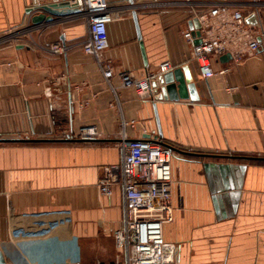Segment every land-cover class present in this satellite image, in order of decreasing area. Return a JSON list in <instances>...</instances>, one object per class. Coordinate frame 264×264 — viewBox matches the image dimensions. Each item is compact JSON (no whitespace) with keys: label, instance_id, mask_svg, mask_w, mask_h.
<instances>
[{"label":"crops","instance_id":"crops-1","mask_svg":"<svg viewBox=\"0 0 264 264\" xmlns=\"http://www.w3.org/2000/svg\"><path fill=\"white\" fill-rule=\"evenodd\" d=\"M153 2L124 10L108 26L103 63L83 52L82 20L31 28L28 0H0V249L5 264H61L78 245L83 262L112 261L113 232L122 226V188L98 187L102 167L121 161L120 121L136 119L130 138L172 146L174 220L166 240L176 264H264V40L239 63L211 59L205 78L184 33L197 15L228 4L257 10L264 0H109ZM137 16L134 17L133 13ZM9 40V41H7ZM52 44L66 49L53 52ZM169 60L188 66L198 99L140 98L122 83ZM226 69L225 72H221ZM158 83V89L161 86ZM95 124L103 137L78 138ZM73 236L78 237V241Z\"/></svg>","mask_w":264,"mask_h":264},{"label":"built area","instance_id":"built-area-1","mask_svg":"<svg viewBox=\"0 0 264 264\" xmlns=\"http://www.w3.org/2000/svg\"><path fill=\"white\" fill-rule=\"evenodd\" d=\"M28 19L44 13L42 6L67 3L69 8H77L79 12L63 16L53 22L43 24L84 21L88 26V36L80 46L85 54L92 56L98 63L104 78L112 86L114 70L103 63V53L109 46L108 24L120 19L124 10L151 8L153 2L111 3L109 0H28ZM257 10L245 12L244 9L231 8L228 4H219L199 13L198 31L184 33L185 38L193 44V57L197 60L200 71L205 78L216 73L211 59L215 55L229 53L234 63L245 60L259 50L264 40V21ZM255 21L250 22L249 17ZM199 39L200 42L196 43ZM9 41V40H7ZM5 41L0 39V45ZM49 49L55 53L66 49L59 44H52ZM174 68L171 61L165 60L155 71H148L137 78L129 71L121 73L125 87L133 88L140 98H152L155 95L153 82ZM226 69L220 71L225 72ZM113 88V86H112ZM136 119L122 118L118 133V145L121 150V161L102 167L98 187L103 195L109 196L113 187L122 188L125 214L122 226L113 232L118 251L112 261L96 260L83 262L78 245L72 257L61 264H176L178 245L166 240L164 225L174 220L172 203L171 161L176 150L167 144L152 138H130L128 130L137 126ZM78 138L91 141L103 137L102 131L95 124L82 125L77 130ZM78 241L77 236H73Z\"/></svg>","mask_w":264,"mask_h":264},{"label":"water","instance_id":"water-1","mask_svg":"<svg viewBox=\"0 0 264 264\" xmlns=\"http://www.w3.org/2000/svg\"><path fill=\"white\" fill-rule=\"evenodd\" d=\"M42 9L44 13H40L32 17L33 25H39L45 22H53L54 20L60 19L63 16L79 12L77 8L67 7V3L43 5ZM29 12H31V9L28 10V13ZM133 15L136 17V12H134ZM249 21L254 22L255 17H249ZM194 35H199V31L194 32ZM199 42L200 40L197 39L196 43ZM223 58L225 60H229L231 59V55L227 53L223 56ZM157 82H159L161 86L160 90L158 89ZM153 86L155 87V99L176 100L179 98H190L196 100L199 98L194 77L192 76L188 66L175 68L174 70L160 75L157 80L153 82ZM0 264H5V259L1 249Z\"/></svg>","mask_w":264,"mask_h":264}]
</instances>
